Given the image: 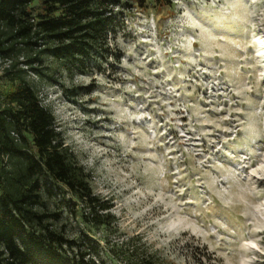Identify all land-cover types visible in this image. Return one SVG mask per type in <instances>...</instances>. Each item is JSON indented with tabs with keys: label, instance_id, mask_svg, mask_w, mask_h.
Returning a JSON list of instances; mask_svg holds the SVG:
<instances>
[{
	"label": "rangeland",
	"instance_id": "374dc122",
	"mask_svg": "<svg viewBox=\"0 0 264 264\" xmlns=\"http://www.w3.org/2000/svg\"><path fill=\"white\" fill-rule=\"evenodd\" d=\"M125 1L103 58L68 73L43 55L55 82L28 72L112 205V227L91 231L118 249L103 260L136 247L154 264H264V0ZM17 47L0 57L6 88L33 55Z\"/></svg>",
	"mask_w": 264,
	"mask_h": 264
},
{
	"label": "trees",
	"instance_id": "16d2710c",
	"mask_svg": "<svg viewBox=\"0 0 264 264\" xmlns=\"http://www.w3.org/2000/svg\"><path fill=\"white\" fill-rule=\"evenodd\" d=\"M125 4L0 0V57L18 55L19 43L33 52L24 68L17 61L5 68L9 85L0 84V264H106L103 254L116 256L106 237L101 246L91 233L112 227V205L93 192L90 173L64 144L28 72L55 82L53 72L43 71V55L68 73L103 58L116 33L117 9ZM76 215L84 227L71 232L64 219ZM120 251L123 264H154L136 247Z\"/></svg>",
	"mask_w": 264,
	"mask_h": 264
},
{
	"label": "snow or ice",
	"instance_id": "6c2138e0",
	"mask_svg": "<svg viewBox=\"0 0 264 264\" xmlns=\"http://www.w3.org/2000/svg\"><path fill=\"white\" fill-rule=\"evenodd\" d=\"M254 246V245H253Z\"/></svg>",
	"mask_w": 264,
	"mask_h": 264
}]
</instances>
